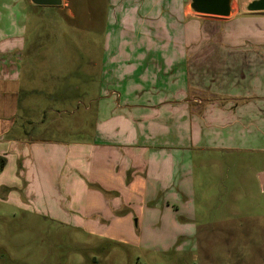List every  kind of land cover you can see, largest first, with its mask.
<instances>
[{
    "label": "rangeland",
    "instance_id": "374dc122",
    "mask_svg": "<svg viewBox=\"0 0 264 264\" xmlns=\"http://www.w3.org/2000/svg\"><path fill=\"white\" fill-rule=\"evenodd\" d=\"M249 1L233 4L244 10ZM216 18L183 16L180 0H62L57 7L0 0V29L23 46L16 123L0 136L9 154L0 171V264H264V180L257 176L264 170L262 138L239 150H211L220 162L192 172L196 192L226 189L234 206L228 221L211 225L212 215L228 209L213 212L198 204V240L180 238L183 222L176 216L153 218L155 211L136 206L120 208L116 221L99 228L102 221H87L92 213L73 208L67 173L61 177L77 144H97V108L144 101L123 93L128 81L135 84L142 73L150 84L154 80L151 89L142 86L154 101L180 94L188 69L180 55L188 53L186 64L194 52L182 49L204 43L199 30L207 28L200 19ZM167 77L176 80L162 84ZM147 206L160 209L161 203Z\"/></svg>",
    "mask_w": 264,
    "mask_h": 264
},
{
    "label": "crops",
    "instance_id": "0c3cea01",
    "mask_svg": "<svg viewBox=\"0 0 264 264\" xmlns=\"http://www.w3.org/2000/svg\"><path fill=\"white\" fill-rule=\"evenodd\" d=\"M185 2L180 0L183 16L190 14ZM200 23L201 28H207L199 30V39L203 35L205 42L182 49L192 47L194 51L186 64L188 53L180 55V63L188 68L180 81V94L167 93L154 101V95L150 98L148 91H143V87H153L154 78L150 84L142 73L135 84L128 81L123 93L142 95L144 101L137 103L135 97L125 105L116 104L112 111L97 108V144H77L67 164L69 172H61V177L67 173L64 185L73 208L92 213L94 218L88 215L87 221H102L99 228L111 225L105 220L116 221L114 214L120 208L136 206L155 211L150 215L153 218L164 220L165 212L170 220L176 216L183 222L180 238L192 235L198 240L201 235L193 223L197 221L198 204L213 212L228 209L212 215L211 225L224 223L233 214V200L227 197L226 189L196 192L191 176L194 170L209 169L220 162L218 156L208 154L211 150H239L250 139H264V12L247 14L237 7L228 18L200 19ZM22 50L21 43L9 40L8 33L0 29V136L12 131L16 123L12 118L20 92ZM164 58L172 55L162 58L166 68ZM175 80L167 77L162 84ZM6 152L0 145V156ZM257 176L264 180V170ZM214 196L217 202L211 203ZM154 200L161 203L160 209L148 208ZM187 224L192 225L189 232L182 229Z\"/></svg>",
    "mask_w": 264,
    "mask_h": 264
},
{
    "label": "water",
    "instance_id": "95a60500",
    "mask_svg": "<svg viewBox=\"0 0 264 264\" xmlns=\"http://www.w3.org/2000/svg\"><path fill=\"white\" fill-rule=\"evenodd\" d=\"M30 3L41 7H57L62 0H30ZM234 0H190L185 10L197 15L228 18L237 12ZM247 13L264 12V0H250L244 6Z\"/></svg>",
    "mask_w": 264,
    "mask_h": 264
},
{
    "label": "trees",
    "instance_id": "16d2710c",
    "mask_svg": "<svg viewBox=\"0 0 264 264\" xmlns=\"http://www.w3.org/2000/svg\"><path fill=\"white\" fill-rule=\"evenodd\" d=\"M4 165H5V157L0 156V171L3 169Z\"/></svg>",
    "mask_w": 264,
    "mask_h": 264
}]
</instances>
